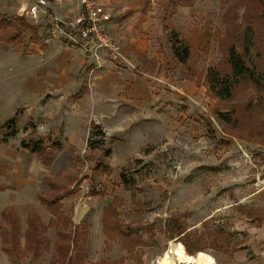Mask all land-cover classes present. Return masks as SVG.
Here are the masks:
<instances>
[{"label": "rangeland", "instance_id": "374dc122", "mask_svg": "<svg viewBox=\"0 0 264 264\" xmlns=\"http://www.w3.org/2000/svg\"><path fill=\"white\" fill-rule=\"evenodd\" d=\"M127 1H135L136 6V0ZM222 1L180 0V11L170 0L152 1V18L157 27H164L165 53L170 54L171 42L176 43L178 36L191 53L186 65H178L179 74L185 70L188 77L207 88L202 96L207 104L198 124L190 122V131L180 132L178 127L179 134L170 144L159 141L145 147V157L154 150L152 156L126 160L122 153L119 159L105 156L111 149L106 136L103 144L96 137L89 146L92 128L87 129L86 145L81 147L67 144L70 134L61 131L58 139L66 144L64 151L50 166L40 165V157L36 158L38 168L43 167L34 172L36 183L25 187L24 195L31 194L36 200L52 188L55 178L66 189L74 190L75 194L63 201L65 223L59 229L69 236L68 260H60L54 247L57 218L41 202L25 197L23 201L30 203L26 209L35 205L47 226L40 248L35 253V248L25 249L17 263L158 264L175 241L194 257L191 264H200L201 255L208 256L212 264H264V97L253 84L243 82L231 99L222 100L210 92L205 81L207 69L226 57L220 42L232 25L223 23L228 5ZM227 1L232 5L237 0ZM243 11L241 8L239 14ZM239 23L242 28L234 40L239 52L249 47L245 56L248 66L264 75V23L246 24L242 18ZM44 31L47 34L48 27ZM27 41L25 36L14 47L21 51ZM23 111H17L18 141L34 135L27 131L30 120L25 123L20 119ZM41 120L44 135L55 120ZM12 127H0V145ZM102 162L114 164L111 174L97 169ZM246 164L250 170L240 175ZM224 181L222 188L220 182ZM113 204L120 228L105 229V210Z\"/></svg>", "mask_w": 264, "mask_h": 264}, {"label": "crops", "instance_id": "0c3cea01", "mask_svg": "<svg viewBox=\"0 0 264 264\" xmlns=\"http://www.w3.org/2000/svg\"><path fill=\"white\" fill-rule=\"evenodd\" d=\"M48 1V14H39L38 18H34L29 15L34 0H0L1 17L24 19L36 29L35 33L29 31L24 34L28 41L21 51L14 45L24 37L12 43L0 40V112L4 111L0 115V127L15 117L17 122L12 128H18L17 111L23 109L20 119L25 123L30 120L27 131L34 134L29 139L47 140L55 150L53 162L66 145L58 139L61 131L70 134L67 135V144L81 147L86 145L87 129L98 126L111 143L109 150L112 152L108 159H119L118 154L122 153L121 157L126 160L152 156L154 150L145 157V147L159 141L170 144L175 140L176 133L179 134L178 127L180 132L190 131V122L198 124L204 116L207 103L202 96L207 88L197 84L193 76L188 77L185 70L182 75L179 74L178 65L182 67L189 60L185 63L178 61L170 40V54L165 53L162 40L164 27H157L152 18L153 0H136V6L135 1L131 2V6L127 0H98L114 16L106 28L121 43L122 59L114 61L104 53L102 67L93 72L95 59L86 57L80 45L66 33L52 36L49 31L53 16L61 19L76 16L80 8L79 0ZM170 2L176 11H180V0ZM4 8H9L11 14ZM46 27L47 34L44 31ZM5 114L10 115L6 117ZM47 117L55 121L42 135L41 118L46 120ZM16 135L6 137L0 145V222L6 209L16 211L22 248L26 244L25 233L31 214L39 215L45 225L35 205L26 209L30 203L23 201L24 198L42 203L41 197H48L52 189L49 187L45 194L36 196V200L31 194L24 195L27 193L25 187H33L36 183L34 172L45 164L39 153H33L22 145L29 139L18 141ZM36 158L43 165L41 168H38ZM106 165L111 170L115 167L113 163ZM219 167L222 165L219 164ZM249 170L246 164L239 174L245 175ZM10 174L12 179L8 178ZM57 179L52 180L59 181ZM225 184V181L220 182L222 188ZM73 192L68 196H64L63 192L59 194L62 197L58 199V204L63 212V201L74 195ZM42 204L53 216L52 211ZM3 243L0 230V264H19L7 255Z\"/></svg>", "mask_w": 264, "mask_h": 264}, {"label": "trees", "instance_id": "16d2710c", "mask_svg": "<svg viewBox=\"0 0 264 264\" xmlns=\"http://www.w3.org/2000/svg\"><path fill=\"white\" fill-rule=\"evenodd\" d=\"M224 5H228L226 8V13L223 16V23H230L232 25L230 29L226 30V34L220 45L222 44V51L225 53V60L220 62L218 65L209 67L206 71L205 81L209 85L210 92L222 100H229L234 96L236 88L243 84V82L253 84L256 89L262 92L264 97V75L257 74L253 69H251L245 56L249 53V47H245L243 52L240 53L236 40L238 33L240 32L242 25H240L239 20L242 18L246 24L252 23V21H260L264 23V0H237L236 3H229L230 1L223 0ZM244 10L240 13V9ZM227 23V24H228ZM35 33L36 29L28 25L24 19H6L0 16V40H5L7 42H16L24 37L26 31ZM175 41L172 45V52L179 62H187L190 56V47L184 42L178 41L177 36H175ZM234 41V42H233ZM181 45V46H180ZM16 118L13 117L6 121V126H15ZM17 134L15 128H12L5 137H14ZM91 142L89 146L94 144V139L99 144H103L105 133L98 127L95 126L91 130ZM22 145L32 151L33 153H39L42 161L45 165H50L54 156L55 150L49 146V142L45 139L34 140L29 139L22 142ZM111 150L105 151V156L109 157L111 155ZM98 168L102 169L105 173L111 174L112 170L104 163L98 164ZM123 177V175H122ZM124 182V177H123ZM52 191L48 197H41L42 203H44L52 213L57 216L56 225L57 230V240L54 243L57 254L60 260H68L67 254V243L68 237L63 234L61 225H64L65 212L62 211L61 206L58 204V199L62 197L61 192L64 196H68L69 193L74 190L65 188L60 185L58 181L52 182ZM62 219V220H61ZM61 220V223L58 221ZM6 222V223H5ZM105 229L109 227L120 228V222L118 219V210L113 204L110 208L105 210L104 216ZM7 224V225H6ZM61 224V225H60ZM28 229L25 233L26 244L24 249H21L19 235L20 226L19 219L13 208H8L3 213V220L0 222V230L3 237V249L8 256H11L13 260L18 261V259L25 253V249L35 248L36 250L40 248L42 233L46 230L45 226L42 224L39 215L32 213L28 219ZM60 227V228H59Z\"/></svg>", "mask_w": 264, "mask_h": 264}, {"label": "built area", "instance_id": "2783aa9c", "mask_svg": "<svg viewBox=\"0 0 264 264\" xmlns=\"http://www.w3.org/2000/svg\"><path fill=\"white\" fill-rule=\"evenodd\" d=\"M29 15L38 18L39 14H48V0H34ZM80 8L76 16L61 19L53 16L49 24L52 35L66 33L69 38L80 45L88 58L95 59L91 72L102 67V56L109 55L114 61L122 59V46L106 24L114 18L111 11L102 6L98 0H79ZM91 74V73H90Z\"/></svg>", "mask_w": 264, "mask_h": 264}, {"label": "bare ground", "instance_id": "6f19581e", "mask_svg": "<svg viewBox=\"0 0 264 264\" xmlns=\"http://www.w3.org/2000/svg\"><path fill=\"white\" fill-rule=\"evenodd\" d=\"M194 257L188 254L181 242H172L167 251L159 258L158 264H191ZM200 264H212L211 259L206 255L199 257Z\"/></svg>", "mask_w": 264, "mask_h": 264}]
</instances>
